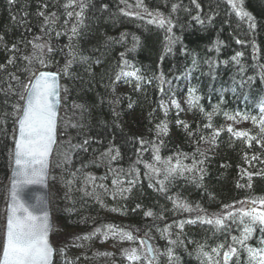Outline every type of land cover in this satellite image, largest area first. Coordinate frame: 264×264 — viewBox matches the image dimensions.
<instances>
[{"label":"trees","instance_id":"obj_1","mask_svg":"<svg viewBox=\"0 0 264 264\" xmlns=\"http://www.w3.org/2000/svg\"><path fill=\"white\" fill-rule=\"evenodd\" d=\"M234 2L251 22L228 0H0V240L15 106L33 71L50 70L52 264H225L230 247L227 264H255L264 226L233 241L250 222L225 206L264 197V0ZM161 17L171 32L149 22ZM132 71L139 81L121 75Z\"/></svg>","mask_w":264,"mask_h":264},{"label":"snow or ice","instance_id":"obj_2","mask_svg":"<svg viewBox=\"0 0 264 264\" xmlns=\"http://www.w3.org/2000/svg\"><path fill=\"white\" fill-rule=\"evenodd\" d=\"M9 2L12 3L13 0H9ZM74 2L75 0H70L69 5H65V7H69ZM228 3L235 10L237 16L241 19L246 18L248 21H252L251 15L242 8H239L234 0H228ZM175 7L174 5V10ZM40 14L43 15V13ZM67 15L72 16L73 13L68 12ZM79 15L81 14L78 13L77 16ZM149 15H151V13H149ZM45 19L47 21V17ZM149 22H156L161 27L167 23L169 25L167 31L171 32L172 30L171 22L166 21L162 17L159 20L154 19ZM250 27H254V24L250 23ZM72 31L75 33L76 28L74 27ZM0 39H2V37H0ZM237 42L241 43V41ZM35 47L42 48L43 46L36 45ZM49 51H51V49H49ZM241 55L242 54L239 52L236 53L233 60H237L238 62V58ZM24 59L27 60L29 58L24 57ZM11 62L10 60L9 63ZM39 63L45 68L47 67L42 59ZM2 67L3 65H0V68ZM121 75L135 77L138 81L141 79L135 71L122 72ZM57 76V73H52L50 71H33L29 78V83L24 86V94L20 96V100L23 101L24 104L15 106L16 111L20 113L17 121L18 138L15 139L16 172L12 185V203L7 209L8 214L6 217L5 231L2 240H0V264H50V258L54 252V249L49 243L50 224L48 214L46 212L42 213L37 205H30L25 202L19 197L18 191L26 185L43 181L47 169L48 158L53 151V146L57 143V104L59 103V84L57 83ZM119 78L120 77L117 76V79ZM161 82L164 83L162 77ZM160 90L163 92V88ZM189 102L192 103L191 100ZM171 103L179 107L175 100H172ZM260 113L259 123L261 125V132H264V102L260 105ZM225 115L227 116V113H225ZM237 115H239V113H237ZM228 118L234 119V117ZM243 119H251L254 124L257 122L256 116H244ZM208 126L210 127V125ZM158 127H160L162 131H166L165 128L161 126ZM185 127L187 126L185 125ZM228 130L231 132V127H229ZM216 135H218V132ZM235 135L246 137L248 133L237 132ZM250 139H255V137H251ZM257 143H259V141H257ZM255 158L256 157H253V159ZM237 203H239L241 207L236 209L235 213L233 211H228L227 217L235 219V215L238 213L241 217V223L244 222L243 217L248 218L250 223L245 226L242 239L237 240L236 237L232 238L233 241L237 243H243V241L248 239L251 235L253 230L251 225L258 223L264 226V209L255 206L257 203L264 205V197L252 199L250 201H239ZM179 207L187 211H203L199 209L198 206L196 209H192L188 205L183 204ZM231 207L232 206H225V208L229 209ZM146 215L151 216L152 213L148 212ZM200 218L199 216L197 217V219ZM205 222L221 225L223 220L220 218L214 220L207 219ZM262 230H264V228H262ZM97 231H99V229H97ZM123 236L128 240L133 239L129 233H124ZM220 247H223V245ZM149 251H152L151 248H149ZM247 251L251 261H255V264H264V248L253 249L249 247ZM213 252H217V249H213ZM235 253L236 249L232 247H230L229 251L224 253L225 264H227V261L231 259L232 255ZM205 255H207V253H205ZM129 259H139V257L135 255V249H133V253L129 256ZM209 259L211 258L209 257Z\"/></svg>","mask_w":264,"mask_h":264},{"label":"water","instance_id":"obj_3","mask_svg":"<svg viewBox=\"0 0 264 264\" xmlns=\"http://www.w3.org/2000/svg\"><path fill=\"white\" fill-rule=\"evenodd\" d=\"M40 71H50V70H40ZM52 73H56L54 71H50ZM29 83V82H28ZM57 83L59 84V103L57 104V110H58V118H59V109H60V79L59 75L57 76ZM24 102L22 101L23 105ZM20 115V113H19ZM16 119L15 123V134L13 139V145H12V152H11V160H10V169H9V175H8V183H7V191H6V203H5V210H4V223H3V235L5 231V224H6V217H7V209L9 205L12 203V185L13 181L15 179V172H16V164H15V139L18 138V118ZM57 126H58V120H57ZM57 139V136H56ZM56 144L53 146V151L55 149ZM52 153L50 154L48 158L47 163V169L45 172V178L40 183H35L31 185H26L23 188L19 189L18 194L19 197L22 198L25 202L32 205L35 204L37 207L41 210V212H46L48 214L49 224H50V230H49V243L51 247L54 249L53 245L51 244V231L53 227V220H52V213L50 208V194H49V185H48V178H49V172H50V163L52 158ZM2 235V238H3ZM142 245L145 249L146 254L149 256L150 259L153 258V248L150 243V241L145 238L141 237ZM149 248H151L152 251H149ZM54 259V252L52 257L50 258V264H52Z\"/></svg>","mask_w":264,"mask_h":264},{"label":"rangeland","instance_id":"obj_4","mask_svg":"<svg viewBox=\"0 0 264 264\" xmlns=\"http://www.w3.org/2000/svg\"><path fill=\"white\" fill-rule=\"evenodd\" d=\"M257 208H260V209H264V205H260L259 203H257V205H255ZM241 207V205L239 204V203H237V204H234L233 206H232V209L233 210H236V209H238V208H240ZM2 235H3V228H2ZM52 244V243H51ZM140 244H141V247H142V249L144 250V248H143V245H142V243L140 242ZM145 251V250H144ZM147 255V254H146ZM148 256V255H147ZM149 257V256H148Z\"/></svg>","mask_w":264,"mask_h":264}]
</instances>
